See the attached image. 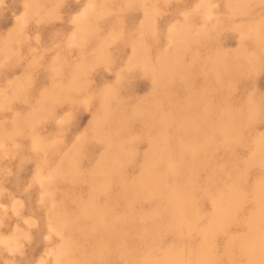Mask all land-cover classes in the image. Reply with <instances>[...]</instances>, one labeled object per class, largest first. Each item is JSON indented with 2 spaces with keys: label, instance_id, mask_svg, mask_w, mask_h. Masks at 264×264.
<instances>
[{
  "label": "rangeland",
  "instance_id": "rangeland-1",
  "mask_svg": "<svg viewBox=\"0 0 264 264\" xmlns=\"http://www.w3.org/2000/svg\"><path fill=\"white\" fill-rule=\"evenodd\" d=\"M0 264H264V0H0Z\"/></svg>",
  "mask_w": 264,
  "mask_h": 264
},
{
  "label": "bare ground",
  "instance_id": "bare-ground-1",
  "mask_svg": "<svg viewBox=\"0 0 264 264\" xmlns=\"http://www.w3.org/2000/svg\"><path fill=\"white\" fill-rule=\"evenodd\" d=\"M17 246V245H16ZM11 247V246H10ZM43 261V260H42ZM159 261V260H158Z\"/></svg>",
  "mask_w": 264,
  "mask_h": 264
}]
</instances>
